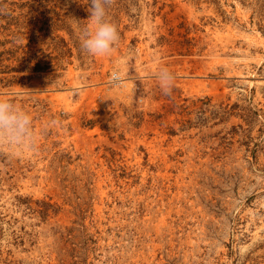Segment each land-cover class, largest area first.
I'll list each match as a JSON object with an SVG mask.
<instances>
[{"label": "rangeland", "instance_id": "374dc122", "mask_svg": "<svg viewBox=\"0 0 264 264\" xmlns=\"http://www.w3.org/2000/svg\"><path fill=\"white\" fill-rule=\"evenodd\" d=\"M0 264H264V0H0Z\"/></svg>", "mask_w": 264, "mask_h": 264}, {"label": "trees", "instance_id": "16d2710c", "mask_svg": "<svg viewBox=\"0 0 264 264\" xmlns=\"http://www.w3.org/2000/svg\"><path fill=\"white\" fill-rule=\"evenodd\" d=\"M5 52H0V66H2Z\"/></svg>", "mask_w": 264, "mask_h": 264}]
</instances>
